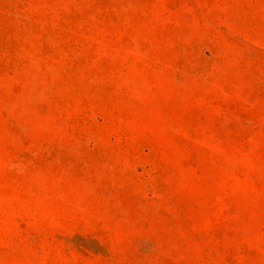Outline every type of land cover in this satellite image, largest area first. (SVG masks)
Segmentation results:
<instances>
[{
  "label": "rangeland",
  "instance_id": "374dc122",
  "mask_svg": "<svg viewBox=\"0 0 264 264\" xmlns=\"http://www.w3.org/2000/svg\"><path fill=\"white\" fill-rule=\"evenodd\" d=\"M0 264H264V0H0Z\"/></svg>",
  "mask_w": 264,
  "mask_h": 264
}]
</instances>
